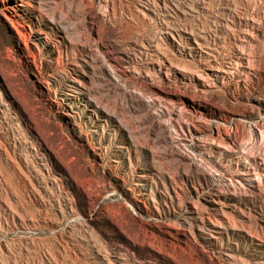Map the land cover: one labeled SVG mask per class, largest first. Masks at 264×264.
<instances>
[{
	"label": "rangeland",
	"instance_id": "rangeland-1",
	"mask_svg": "<svg viewBox=\"0 0 264 264\" xmlns=\"http://www.w3.org/2000/svg\"><path fill=\"white\" fill-rule=\"evenodd\" d=\"M0 72V264H264V0H0Z\"/></svg>",
	"mask_w": 264,
	"mask_h": 264
},
{
	"label": "bare ground",
	"instance_id": "bare-ground-1",
	"mask_svg": "<svg viewBox=\"0 0 264 264\" xmlns=\"http://www.w3.org/2000/svg\"><path fill=\"white\" fill-rule=\"evenodd\" d=\"M252 20H253V19H252ZM254 21H255V20H254ZM93 23H94V21H93ZM166 24H167V23H166ZM251 24H252V25H250V27H251L252 29H256V28H257V26H256V22H255V23L252 22ZM248 27H249V26H248ZM92 28H95L94 25H92ZM168 28H169V27H168ZM165 29H166V27H165ZM247 30H249V29H245V30H243V32H244V33H248ZM165 31H166V30H165ZM168 31H169V30H168ZM251 31H252V30H251ZM166 33H167V32H166ZM177 33H178V32H177ZM177 33H176V34H177ZM190 33H191V32H190ZM192 33H193V32H192ZM195 34H196V33H195ZM172 36L174 37L173 33H172ZM245 36H246V35H245ZM156 38H157V37H156ZM174 38H175V37H174ZM200 38H201V39L204 38V35H203L202 33H199L198 35H195V36H194L195 41L198 40V41H197L198 43H200ZM154 39H155V38H154ZM155 40H156V39H155ZM155 40H154V41H155ZM203 40H204V39H203ZM157 41H158V39H157ZM158 42H159V41H158ZM207 42H208V41H207ZM204 43H205V42H204ZM201 44H202V42H201ZM207 44H208V43H207ZM207 44H206V45H207ZM199 45H200V44H199ZM155 50H156V49H155ZM156 52H157V51H156ZM207 52L210 54L212 51H211V49H210V51L207 50ZM213 53H214V52H213ZM213 53H212V54H213ZM157 55H158V54H157ZM159 55H160V54H159ZM161 56H162V55H161ZM213 56H214V55H213ZM239 56H240V55H239ZM248 56H249V55H248ZM157 57H158V56H157ZM158 58H159V57H158ZM158 58H156V61H158V60H157ZM201 58H202V57H201ZM238 58H239V57H238ZM159 59H160V58H159ZM168 59H169V58H168ZM204 59H205V57H204ZM206 59H207V58H206ZM160 60H161V61H160ZM160 60H159L160 62H159V63L157 62V63L159 64V66H160L161 68L164 67V66H167V65H168V63L166 62V60H165L164 58H161ZM248 60H249V59H248ZM154 61H155V60H154ZM208 61H209V60H208ZM238 61H239V60H238ZM238 61L235 62V64H237ZM209 63H210V62H209ZM249 63H250V62H249ZM209 65H210L209 67L207 66L209 69H211V70H212V69H213V70L215 69L214 66H213V64L210 63ZM169 66H170V65H168L167 68H168ZM228 69H229V68H228ZM223 70L226 71V72H229L230 69H229V70L223 69ZM223 70H220V71H223ZM224 71H223V72H224ZM0 73H1V72H0ZM224 73H225V72H224ZM221 74H222V73H221ZM252 179H253V177L250 175V172L247 171V170H245L244 172H242L241 179H240V180L238 179V181L241 182L242 185H243V184H245V185H252V184H253ZM109 263H110V262H109Z\"/></svg>",
	"mask_w": 264,
	"mask_h": 264
}]
</instances>
